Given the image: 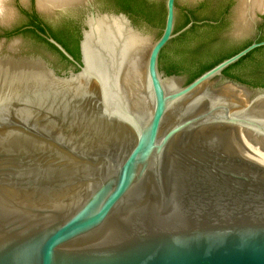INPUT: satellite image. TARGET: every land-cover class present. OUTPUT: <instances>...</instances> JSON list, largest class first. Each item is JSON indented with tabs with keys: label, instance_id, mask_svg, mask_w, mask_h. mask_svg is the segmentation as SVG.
I'll return each instance as SVG.
<instances>
[{
	"label": "water",
	"instance_id": "95a60500",
	"mask_svg": "<svg viewBox=\"0 0 264 264\" xmlns=\"http://www.w3.org/2000/svg\"><path fill=\"white\" fill-rule=\"evenodd\" d=\"M36 10H77L79 60L0 46V264H264V89L223 74L264 40L182 77L176 0L155 40L100 0Z\"/></svg>",
	"mask_w": 264,
	"mask_h": 264
},
{
	"label": "trees",
	"instance_id": "16d2710c",
	"mask_svg": "<svg viewBox=\"0 0 264 264\" xmlns=\"http://www.w3.org/2000/svg\"><path fill=\"white\" fill-rule=\"evenodd\" d=\"M230 1V0H229ZM109 4L127 11L129 14L144 18L150 23L147 15L151 14L154 4L149 0H109ZM230 5L223 0H205L194 10H188L184 14V21L175 25V30H180L190 21H193L191 29L170 42H176L171 51L162 49L159 56V66L167 75L187 74L188 77H197L210 69L223 59H226L246 46L250 42L222 52L221 48L227 45V39L222 35L226 23L222 20ZM146 15H145V14ZM31 26L40 33L47 32L51 38L57 41L75 60H79L78 38L76 24L72 21L62 22L59 31L55 34L48 29L47 24L41 25L39 17L32 13ZM222 17V18H221ZM38 22V23H37ZM34 30V29H33ZM15 32H6L3 36L10 37ZM53 48L63 60L68 61L55 47ZM259 53V62L252 63L251 58ZM166 61V65L163 61ZM250 60V61H249ZM238 68L237 71H232ZM223 74L236 78L238 82L251 88L264 89V47L256 49L242 58L239 62L226 69Z\"/></svg>",
	"mask_w": 264,
	"mask_h": 264
},
{
	"label": "rangeland",
	"instance_id": "374dc122",
	"mask_svg": "<svg viewBox=\"0 0 264 264\" xmlns=\"http://www.w3.org/2000/svg\"><path fill=\"white\" fill-rule=\"evenodd\" d=\"M100 1L109 4V0ZM165 1L166 0H149V2L154 4V8H151V14L146 16L150 20V23L142 17L135 19L134 16L133 18L152 38V40L159 37L160 30L163 28L165 19ZM203 1L205 0H176V25L184 21V14L188 9L196 8ZM223 1L230 6L226 16V27L222 34L228 39V43L221 48L222 52L230 50L231 48H234V46L252 41L257 36V31L255 30L254 25L244 17L245 12L243 10L239 12L235 0ZM2 4L5 8L4 12H8L10 17L6 19L3 14L4 12L0 8V42L5 39V41L0 44L1 47L4 49L33 50L60 72H66L72 68L71 63L63 60L62 57L45 42L46 40L38 35V30L33 28L30 23L33 18L32 13H35L39 17L38 19L41 20V25L44 26L47 24L48 29L57 34L62 22L72 21L76 24L77 10L70 12H55L48 15L36 10V0H2ZM110 5L113 6V4ZM262 17H264V15L257 14L254 20L255 25L262 24V35L264 36ZM6 32L15 33L10 37H5L3 35ZM175 46L176 42H169L166 45V50L169 52ZM253 56L258 57L259 53H255ZM163 64H167L165 60L163 61ZM182 77H188V75L184 74Z\"/></svg>",
	"mask_w": 264,
	"mask_h": 264
},
{
	"label": "bare ground",
	"instance_id": "6f19581e",
	"mask_svg": "<svg viewBox=\"0 0 264 264\" xmlns=\"http://www.w3.org/2000/svg\"><path fill=\"white\" fill-rule=\"evenodd\" d=\"M36 2L40 11L49 12L57 8L69 5H77L79 4L80 0H36ZM247 4H250L252 9H264V0H242V5L248 6ZM0 8L4 12L5 8L3 7L2 0H0ZM3 14L6 19L10 17V14L6 11ZM248 137L258 149L264 152V138L259 137V139L257 136L251 135V133L248 134Z\"/></svg>",
	"mask_w": 264,
	"mask_h": 264
},
{
	"label": "flooded vegetation",
	"instance_id": "af4514ba",
	"mask_svg": "<svg viewBox=\"0 0 264 264\" xmlns=\"http://www.w3.org/2000/svg\"><path fill=\"white\" fill-rule=\"evenodd\" d=\"M107 1H108V0H107ZM197 7H198V6H197ZM197 7H196V8H197ZM196 8H194V9H196ZM194 9H188V10H194ZM188 10H187V11H188ZM187 11H186V12H187ZM227 14H228V11H227L225 14L222 15L223 18L221 17L224 23H226V16H227ZM129 15H130L132 18H134L133 15H131V14H129ZM262 19H263L262 22H263V24H264V17H262ZM37 23H38V22H37ZM175 25H176V24H175ZM42 26H43V25H42ZM262 29H263V28H262V24H260V25L256 24V25H255V30L257 31V36H256V38H255L254 40L249 41L250 44H251L252 42H260V41H263V40H264V36L262 35ZM226 39H227V38H226ZM227 42H228V39H227ZM247 43H248V42H247ZM244 44H246V43H244ZM244 44H242V45H244ZM238 46H241V45H238ZM238 46H234V47H238ZM258 60H259V58H256V57H254V58L252 57V58H251V62H252V63H253V62H254V63L259 62ZM249 61H250V60H249ZM238 62H239V61H238ZM71 66H72V65H71ZM230 67H231V66H230ZM72 68H73V66H72ZM72 68H71V69H72ZM159 68H160V66H159ZM71 69H70V70H71ZM227 69H228V68H227ZM237 69H238V68H233L232 71H233V72H234V71H237ZM160 70L163 71L162 69H160ZM68 71H69V70H68ZM68 71H66V72H68ZM163 72H164V71H163ZM164 73H165V72H164ZM234 73H235V72H234ZM165 74H166V73H165ZM183 75H184V74H182V75H178V76H183ZM224 75H225L227 78L231 79V80L238 81L236 78L230 77V76H228V75H226V74H224ZM250 88H251V87H250ZM252 89H261V88H252Z\"/></svg>",
	"mask_w": 264,
	"mask_h": 264
}]
</instances>
